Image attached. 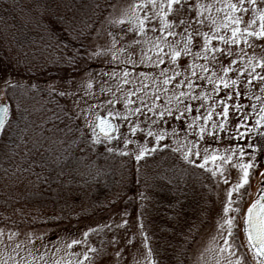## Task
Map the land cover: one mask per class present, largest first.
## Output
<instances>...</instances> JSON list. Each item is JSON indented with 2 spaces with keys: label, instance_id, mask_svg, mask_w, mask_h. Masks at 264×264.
<instances>
[{
  "label": "rangeland",
  "instance_id": "obj_1",
  "mask_svg": "<svg viewBox=\"0 0 264 264\" xmlns=\"http://www.w3.org/2000/svg\"><path fill=\"white\" fill-rule=\"evenodd\" d=\"M158 5L160 3H166V0H157ZM196 3L197 0H192ZM213 0H199V3H210ZM235 2V0H233ZM148 3V0H119L113 7L112 11L103 19L100 26V33L91 39L86 37L87 44H90V48L87 50V54L91 52L101 53L96 58V67L89 69L86 66L77 65L72 68L65 67V65L59 64L57 61H47L42 68L19 67V71L11 69L10 66H0V103L7 101L11 106L9 125L6 126L9 141L11 138L18 141L22 140L21 136H28L29 134L41 131L38 141L40 144L48 142L60 141L61 145L67 146L70 143L71 138L69 137V131L48 129L44 126V123H37L36 119L40 118V121L45 120L47 117L50 121H53L49 117L44 116L43 107L48 105L51 100L50 95L53 98L51 106L55 104L56 107L67 109V112L71 115L72 123L74 125L79 124L85 129V131L93 130L95 125V115L102 113L107 115L109 111L119 112L126 114L124 97L125 94L134 88L140 87L139 73L147 72L151 75L154 71L159 74V69H154L152 64L145 62L140 64L142 52L141 50L147 51L148 48L152 47L157 36H164L166 33L147 31L146 36L141 37L138 31H129V29H136L137 17L143 18L145 14L152 18L153 23L148 24L147 27L151 29L153 24L159 26L160 18L156 15L159 12V7L153 9L149 5L147 9H136L134 5ZM261 9H264V2L258 0ZM247 6V5H246ZM182 15H187L182 13ZM212 15L217 19L218 23L223 21V13L217 14L213 9ZM237 15H241L237 13ZM252 11L250 10L244 15V20L248 21L252 18ZM257 23L252 25V28L259 29V20L257 14ZM120 20H124L125 23H119ZM243 28L244 25L242 24ZM215 26L209 29V22L206 19L205 25L201 28L203 32H209V35L214 32ZM179 31V29H177ZM111 34V35H110ZM221 34H226V37H230V31L221 29ZM113 37L117 41L113 46ZM136 39H141L140 44H133L132 42ZM168 42L176 44L180 37L175 38L168 37ZM86 41H84L85 43ZM196 44L202 43V37H197L195 40ZM213 45L219 48H223L225 52L231 49L239 55L231 58L220 57L217 60L212 59V53H209V60H198L197 63L207 64L210 69L213 65L219 64L223 61L224 65L227 66L231 60H236L237 63L232 65L233 71L227 75L231 79H237L240 77V89L241 96L239 99L240 104L248 105L252 103L257 104V108L264 104V92H261V85L258 80H253L252 87L249 88L247 80L244 78L252 71L251 65L254 63H260L264 61V39H258L255 37L248 38V42L238 44L225 45L220 41L214 40ZM183 47V45H179ZM120 49H126V51H120ZM192 52L200 51L197 47H192ZM243 50V51H241ZM155 49L147 54L155 59ZM165 51H168L165 48ZM115 52L118 59H113L112 53ZM131 58L136 61V68L133 69L131 63L125 64L124 61ZM191 58L182 55L179 58V71H185L188 65L191 63ZM165 65H160L159 68H164ZM94 69H98L97 72H92ZM247 69V72L244 70ZM114 70L117 75L114 78L108 76H101L100 73H107ZM127 70L132 72L133 75L129 77L132 83L122 85L121 91H116L118 84H122L121 76L122 71ZM33 71V72H32ZM199 72V69H197ZM218 75H224L223 72H219ZM244 72V77L240 76V73ZM256 73L264 76V70L256 68ZM209 75L211 72L208 73ZM33 76V79H32ZM53 78L52 81L46 80L42 83L46 77ZM23 80L25 84H10L14 86L3 85V82L7 79ZM39 80H35V79ZM162 79V78H161ZM180 79L179 77L177 78ZM68 81H71L69 84ZM54 83V85H53ZM91 83L92 87L89 89L88 85ZM149 85V92L154 85L150 80L145 81ZM199 83V81H197ZM55 87V91H51V87ZM101 87L105 89V92L101 94ZM170 91L168 95H172L171 89L174 85L168 86ZM111 89V92L107 91ZM209 93L212 92L211 86L206 89ZM62 91H71L74 93L70 96L59 95ZM197 89V94H199ZM86 92L93 93L94 95H87ZM115 93V96L112 95ZM140 95H143L141 93ZM224 96V91L219 92L211 101L207 103H214L215 100L221 99ZM260 96L262 99L260 102L256 101V97ZM98 97V98H97ZM113 99L114 104L106 103L107 100ZM119 99L116 103L115 100ZM133 100H136L135 105L129 107L135 108L139 106V100L133 96ZM236 97L233 95L232 100L227 101L228 104H234ZM19 103L20 112L16 111V105ZM53 103V104H52ZM160 105H167V96L161 93V99L157 102ZM193 107L197 106L196 101H191ZM173 109L176 107V102L173 100L170 105ZM49 108V109H50ZM83 109L84 111H81ZM203 112V110H201ZM215 111L218 113L221 111L220 107H217ZM247 113H251V109L247 108L244 110ZM66 112V113H67ZM65 113V114H66ZM193 111L192 115H195ZM151 116L152 114L149 113ZM22 117V118H21ZM115 119L119 127V139H107L105 135H102V142L105 144L112 145L117 151L127 152L130 155L126 156V161L129 160V164L126 165L125 169H128L126 174L127 181H120L118 183L119 188H123V191L111 193L112 196L118 198V204L114 207L109 208L107 211L111 217H114L108 224H100L98 226H84L85 222L92 219L93 214L89 210L90 206L77 207L68 209L67 207H59L57 203H54L52 209H46L52 206V203L47 200V203L40 205L42 208L36 207H23L21 203L10 204V207L0 214L2 221H0V229H3L5 234L9 231L19 232V235L13 240H8L7 235L3 239V244H0V259H7L11 253L12 248L16 244L21 245V255H26V251H32L38 258V264H43V261L59 260L61 264H66L67 261H72L75 264L77 259H83L82 253L88 251L89 247L96 248L98 251L94 254L95 258L92 264H156L157 254L160 256L159 247L160 242L157 241L159 229L169 227L171 224H167L162 221L163 215H167L166 210H170L169 204L178 202L179 200L187 199L186 212L190 211L197 215L204 213L199 210L198 199L200 193L197 191L199 188L198 182L206 183L212 187V193L207 194V200H209L208 211L206 212V219L194 222L192 227H196L198 237H195L192 247L190 248V259L188 264H228L231 260L233 264L237 259H242V264H256L253 251L247 244V237L244 233L243 223L245 213L255 199L258 193V189L261 187V181L264 177L260 173L264 172V140H261L260 136L256 132H250L249 138H246L244 147L246 152H251V149L247 148V144L251 142L254 146L259 145L261 151L257 153L256 163L258 167L254 170L253 176L250 179V185L246 186L245 190H242L243 200L238 205L240 212L236 217V227L233 229L234 235L228 237L227 225L222 229L219 227L220 223H223V218L227 215L224 213V208L227 202V192L229 188L237 183L240 179V171L233 167L234 164L239 163L238 153L233 158L232 162L227 165L228 171L225 173L229 177V183L224 184L222 179L219 184L215 183V180L220 179L212 178L209 179L208 174L204 173L201 169H194L191 165L187 164L180 158V154L173 151L174 148L179 147L184 142L185 129L190 120H171L169 123L163 125V129L166 130L167 136L164 141H161V147L159 150L151 155L146 156L144 159L137 161L135 155L138 152L140 146L145 144L144 133L137 132L133 135L128 127L127 123H122L120 118L116 115L110 116ZM215 120L221 119L219 116L213 117ZM256 115H251V118L246 121L248 128H251L255 123ZM136 117H132V120H136ZM143 121V117L139 118ZM87 121V123H86ZM240 121L234 118V109L229 108V117L227 123V132H221V142L219 144L211 145L212 148H218L221 153L226 148H236L237 142L235 140H225L224 137L229 133L236 134V125ZM183 125V127H181ZM52 127V125H50ZM142 128L146 127L145 124L141 123ZM175 127L176 132L173 134V128ZM154 132H159L160 128L153 126ZM264 131V128L260 129ZM239 131H245L241 128ZM95 132L99 133L95 130ZM113 135H115L113 133ZM192 139V136L188 137ZM126 140H131L132 143H127ZM179 142V143H178ZM169 145V152L172 159L174 158L177 163L167 164L165 160L166 147L163 145ZM153 138H147V146L153 147ZM206 145H201L205 147ZM160 153V154H157ZM122 156V155H120ZM123 157V156H122ZM250 156L244 157V162H247ZM171 161V162H173ZM109 161L103 158L102 165L107 164ZM178 164V165H177ZM95 165V163H93ZM178 168H182L181 171ZM122 169V170H125ZM191 172V173H190ZM191 174V176H189ZM203 175L204 181H203ZM184 179V183H183ZM212 180V181H211ZM192 189L190 192H188ZM115 190V189H113ZM185 191L188 194H185ZM250 192V194H246ZM143 194V196L141 195ZM190 197H189V196ZM236 194L233 195V199H236ZM197 199V200H196ZM112 201V199H111ZM202 201V200H201ZM205 203V201H202ZM31 203L30 205L35 206L42 204L40 201ZM35 204V205H34ZM16 205V206H15ZM202 206V205H201ZM82 207V208H81ZM169 207V208H168ZM41 209V210H40ZM74 214V215H72ZM78 217H74V216ZM233 215H235L233 213ZM73 216V218H71ZM70 218V219H69ZM161 218V219H160ZM71 219L75 221H71ZM127 221V223H125ZM203 221V222H201ZM107 225V227H105ZM142 225V226H141ZM90 229H96L97 231L91 232ZM85 232H89L87 237L84 236ZM223 237V238H222ZM73 239L86 240L87 243H81L73 245L71 248L68 247L72 243ZM229 239L234 245L233 254L229 255L226 251L221 253L220 248L225 247L224 240ZM30 240L34 243H30ZM8 245L5 249L4 245ZM151 249V251H149ZM81 254L76 256L74 254ZM119 253V255H117ZM93 255L92 253H89ZM42 257V259H41ZM88 264V262H85Z\"/></svg>",
  "mask_w": 264,
  "mask_h": 264
},
{
  "label": "snow or ice",
  "instance_id": "obj_2",
  "mask_svg": "<svg viewBox=\"0 0 264 264\" xmlns=\"http://www.w3.org/2000/svg\"><path fill=\"white\" fill-rule=\"evenodd\" d=\"M264 2V0H260ZM155 9L159 7V12L156 15L160 18L159 26L153 24V27L149 29L148 24H152V18L145 14L143 18L137 17L136 29H129V31H138L141 37L146 36L147 31L152 32H162L166 33L164 36H157L152 47L148 48L147 51L141 50L142 56L140 64L148 62L152 64L154 69H159V74L157 75L154 71L151 75L147 72L139 73L140 87L130 89L124 97L126 114H121L119 112L109 111L108 116L116 115L120 118L122 123H127L130 132L135 135L137 132L144 133L145 144L140 146L138 152L135 155V159L140 161L146 156L151 155L159 150L161 147V141H164L167 136L166 130L163 129V125L169 123L171 120H190L185 129L184 142L181 146L173 149L174 152L180 154V158L186 161L187 164L191 165L194 169H201L204 173L208 174L209 179L217 178L215 183L218 185L222 179L224 184L229 183V177L225 174L228 171L227 165L232 162L233 158L237 156L239 158V163L234 164L233 167L237 168L240 173V179L237 183L233 184L227 192V202L224 208V213L227 215L223 218V223L219 224L220 228H224L227 225V235L232 237L234 235L233 229L236 227V217L239 215L240 207L233 205H238L239 202L243 200V195H241L242 190L246 189V186L250 185V179L253 176L254 170L258 167L256 163L257 153L261 151L259 145L254 146L251 142L247 144V148L251 149V152H246L244 147V141L249 138L250 132H256L261 140H264V131L260 129L264 128V104H261L257 108L256 103L244 105L240 104L239 99L241 96L240 89V77L237 79H231L228 77V73L233 71L232 65L237 63L236 60H231L230 63L225 66L223 61L219 64L213 65L210 69L207 64L197 63L198 60H209V53H212V59L215 61L220 57L231 58L233 56L239 55V53L233 52L228 49L227 52L223 48H219L213 45V41H220L225 45L228 44H238L241 42L247 43L248 38L255 37L258 39H264V9H261L258 0H213L210 3H193L192 0H166V3H160L158 5L157 0H148V3L134 5L136 9ZM247 5V6H246ZM99 5H97L98 7ZM213 9L217 14L223 13V21L219 22L212 15ZM252 11V18L248 21L244 20V15L249 11ZM185 13L187 15H182ZM240 13L241 15H237ZM257 14L259 20V29L256 30L252 28V25L257 23ZM209 22V29L211 31L212 27L215 26V31L209 35V32L201 31V28L205 25V20ZM119 23L124 24V20H120ZM244 25L242 28L241 25ZM69 29H72V25L69 23ZM179 29V31H177ZM221 29L230 31V37H226V34H221ZM75 30V29H72ZM111 35V34H110ZM180 37V40L176 44L168 42V37ZM197 37H202V43L196 44L195 40ZM141 39H136L132 43L140 44ZM117 41L113 37V46H115ZM183 47H179V45ZM195 46L200 51L192 52V47ZM155 49V59L148 55L152 49ZM165 48L168 51H165ZM120 51H126V49H120ZM243 51V50H241ZM92 57H98L101 53L93 52ZM113 59H118L115 52L112 53ZM184 55L191 58V63L185 69V71H179V58ZM75 58H69V63H74ZM125 64L131 63L133 69L136 68V61L129 58L124 61ZM160 65H165L164 68H159ZM252 71L244 77V72L248 70L245 69L244 72L240 73V76L247 80V85L251 88L253 80H258L261 85H264V76L259 75L255 72L256 68L264 70V61L260 63H254L251 66ZM199 69V72L197 71ZM219 72H223L224 75H218ZM211 72L209 75L208 73ZM101 76H108L114 78L117 73L112 70L107 73H100ZM133 75L132 72L127 70L122 71V84H118L116 91L122 90V85H127L132 83L129 79ZM180 78L179 80L177 78ZM162 78V79H161ZM146 80H150L154 87L151 88L149 92V85L145 83ZM199 81V83H197ZM70 84L71 81H68ZM7 86L10 85L8 81H5ZM169 85H174L171 89L172 95H168L170 89ZM211 86L212 92L209 93L206 89ZM92 87L89 83L88 88ZM197 89H199V94H197ZM51 91H55V87L52 86ZM111 92V89H107ZM221 91H224V96L221 99L215 100L214 103H207L213 100V98ZM105 92V89L101 87V94ZM261 92H264V87H261ZM143 93V95H140ZM161 93L167 96V105H160L157 102L161 99ZM71 91H62L59 93L61 96L73 95ZM87 95H94L93 93L86 92ZM115 96V93H112ZM233 95L236 97V102L234 104H228L227 101L232 100ZM135 96L139 100V106L132 108L131 105L137 103L132 97ZM98 98V97H97ZM257 102L261 101V97L257 96ZM173 100L176 102V107L173 109L170 105ZM191 101H196L197 106L194 108ZM116 103L119 99L115 100ZM108 104H114L113 99L106 101ZM217 107L221 108L220 112H216ZM234 109V118L240 121L236 125V134L233 135L229 133L224 137L225 140H235L237 142L236 148H226L223 153L219 151L218 148H212L211 145L219 144L221 142V132H227V123L229 117V108ZM250 108L251 113H247L244 110ZM11 106L7 101L0 103V134H5L7 129L6 125H9ZM203 110V112L201 111ZM16 111L20 112L19 103L16 105ZM81 111H84L81 109ZM195 111V115H192ZM149 113L152 115L150 116ZM256 115L255 123L251 128H248L246 121L251 118V115ZM219 116L221 119L215 120L213 117ZM132 117H136V120H132ZM143 117V121L139 118ZM22 118V117H21ZM99 123L96 125L100 129V132L105 134V137L109 140L119 139V127L112 121L106 118L97 117ZM87 123V121H86ZM141 123L145 124L146 127H141ZM153 126L160 128L159 132H154L152 130ZM183 127V125H181ZM244 128L245 131H239ZM95 133V127L93 128ZM176 129L173 128V134H175ZM110 133H114L110 134ZM192 136V139L188 137ZM147 138H153L154 145L149 148L147 146ZM96 143H100L99 135L97 134ZM127 143H132L131 140H126ZM179 143V142H178ZM201 145H206L201 147ZM164 147H169V145L164 144ZM112 151L113 149H108ZM121 155H130L127 152H121ZM248 155L250 159L244 162V157ZM264 177V172L260 173ZM264 185V180L261 181ZM236 194V199H233V195ZM246 194H250L247 192ZM143 196V194L141 193ZM233 213L235 215H233ZM127 223V221H125ZM245 228L244 231L247 235V244L253 250V255L256 264H264V186L258 189V198L248 207L247 213L244 217ZM142 226V225H141ZM107 227V225H105ZM89 231L95 232L96 229H90ZM7 235L8 240H13L19 235V232L9 231L5 234L3 229H0V244H3V239ZM89 232H85L84 236L87 237ZM223 238V237H222ZM30 243L34 241L30 240ZM86 244V240L73 239L72 243L68 245L71 248L76 244ZM225 247L220 248L221 253L228 252L229 255L233 254L234 245L229 239L224 240ZM7 249L8 245H4ZM20 244H16L12 248L11 253L7 259H0V264H38V258L32 251H26V255H21ZM98 250L93 247H89L88 251L82 253L83 259H77L75 264H92L95 253ZM151 251V249H149ZM92 253L93 255H90ZM80 256L81 254H74ZM119 255V253H117ZM42 259V257H41ZM43 264H61L59 260L53 261H43ZM66 264H72V261H67ZM228 264H233L231 260ZM235 264H242V259H237Z\"/></svg>",
  "mask_w": 264,
  "mask_h": 264
},
{
  "label": "trees",
  "instance_id": "obj_3",
  "mask_svg": "<svg viewBox=\"0 0 264 264\" xmlns=\"http://www.w3.org/2000/svg\"><path fill=\"white\" fill-rule=\"evenodd\" d=\"M118 1L0 0V66L7 65L19 71V67L23 66L42 68L51 60L66 68H72L76 63L89 69L96 67V58L92 57L91 52L87 54L90 48L87 41H91L87 39L101 32L99 28L103 19ZM69 23L75 30L68 28ZM73 57L74 63H69V58ZM97 71L94 69L92 72ZM46 80L52 81L53 78L48 76L41 82L45 83ZM5 81L9 84H15L14 81L25 84L20 78ZM5 81L3 85H6ZM49 99L53 102L51 95ZM51 102L43 107V111L45 117L48 111L47 115L53 121L46 117L42 121L36 119V122L44 123L48 129L69 131L70 143L65 146L54 139L51 143L40 144L39 131L43 127L39 126V131L28 136L22 135V140L18 141L12 138L9 141L7 131L0 135V214L10 207L9 203H21L23 207L35 209L42 208L40 205L49 200L52 206L46 209H52L54 203L59 205L58 208L68 209L90 206L89 210L93 214L90 217L93 218L89 223L85 222V227L109 224L114 217L107 210L117 205L119 200L112 196V191H123L118 183L127 181L128 169L125 167L129 160L126 161L125 155L120 156V151L112 145L104 144L102 134L94 133L93 130L85 131L79 124L74 125L67 109L62 110L53 103L50 108ZM97 134L100 143L95 142ZM168 149L170 147H166ZM168 155V160L164 159L167 164L177 163L169 150L165 154L166 159ZM103 158L109 161L105 165H102ZM181 169L178 168L179 171ZM198 186L199 210L204 213L189 215L190 211L189 214L185 211L184 202H188L187 199L169 204L170 210H166L167 215H163L162 221L171 225L158 231L157 241L161 244L159 253H162L160 256L157 254L156 264H188L190 248L195 237H198L196 227L192 226L198 219H206L209 203L207 194L213 191L206 183L198 182ZM185 194L188 193L185 191ZM38 201L42 204L35 205ZM31 203H35V206Z\"/></svg>",
  "mask_w": 264,
  "mask_h": 264
},
{
  "label": "water",
  "instance_id": "obj_4",
  "mask_svg": "<svg viewBox=\"0 0 264 264\" xmlns=\"http://www.w3.org/2000/svg\"><path fill=\"white\" fill-rule=\"evenodd\" d=\"M98 116H99L100 118H106L107 120L112 121L113 123L117 124L116 121H115V119L112 118V117H110V116L103 115V114H101V113L96 114V115H95V125H94V127H95V129H96L98 132H100V129H99L98 127H96V125L99 123V120L97 119ZM100 133L103 134V135H105V134L102 133V132H100ZM110 134H112V133H110ZM0 135H1V134H0ZM262 186H264V185L261 184V187H262ZM261 187H260V188H261ZM257 198H258V193H257V196H256L255 200H256ZM255 200H254V201H255ZM254 201H253V202H254ZM253 202H252V203H253ZM252 203H251V204H252ZM251 204H250V205H251ZM246 213H247V211H246ZM245 215H246V214H245ZM244 228H245V224L243 223V229H244ZM244 233H245V235H246V232H245V231H244ZM246 237H247V235H246ZM251 250H252V249H251ZM252 251H253V250H252Z\"/></svg>",
  "mask_w": 264,
  "mask_h": 264
}]
</instances>
